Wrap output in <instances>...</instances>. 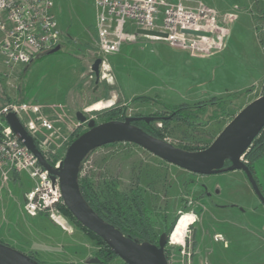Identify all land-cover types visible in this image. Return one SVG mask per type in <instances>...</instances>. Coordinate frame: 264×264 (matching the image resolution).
<instances>
[{
    "label": "rangeland",
    "instance_id": "obj_1",
    "mask_svg": "<svg viewBox=\"0 0 264 264\" xmlns=\"http://www.w3.org/2000/svg\"><path fill=\"white\" fill-rule=\"evenodd\" d=\"M51 1L60 51L12 68L0 56V107L23 103L40 107L52 130L40 134L39 144L48 160L56 157L55 164L73 136L87 130L76 120L77 112L100 124L105 120L103 111L112 108L125 117L150 118L173 107L221 101L198 114L208 120L206 127L192 129L179 122L164 133V141L175 147L200 148L211 144L240 110L264 92V0H167L173 7L212 11L213 41L135 37L123 40L109 55L99 49L93 0ZM124 34L134 35L130 26ZM97 58L105 62L106 71H101L105 78L96 86L90 67ZM106 102L111 105L89 109ZM154 126L162 129L160 122ZM253 168L264 192V154ZM81 177L101 200H111L113 186L127 196L139 188L157 233L160 214L167 225L175 219L172 232L180 221L184 230L192 222L184 242L176 244L180 246L168 244L169 264L264 260V207L240 171L195 175L137 146L118 144L90 153ZM33 187L25 174L14 171L0 182V242L46 264L100 261L99 246L61 208L62 225L45 214H26L24 194ZM106 264L124 263L116 257Z\"/></svg>",
    "mask_w": 264,
    "mask_h": 264
},
{
    "label": "built area",
    "instance_id": "obj_2",
    "mask_svg": "<svg viewBox=\"0 0 264 264\" xmlns=\"http://www.w3.org/2000/svg\"><path fill=\"white\" fill-rule=\"evenodd\" d=\"M93 4L96 37L99 49L105 55L116 52L123 40L130 41L135 37L213 41L214 13L202 7H173L167 0H93ZM52 9L51 0H0V56L7 68L27 66L59 45L61 35ZM127 26L132 28L133 36L124 34ZM137 30L166 34L167 38L141 36ZM182 30L203 32L210 37L190 36ZM101 71H106L103 60L100 65V79H103L105 76H101ZM40 111L39 106L26 103L0 107V182L8 180L12 171L25 174L34 182L33 189L24 194L26 214L30 217L45 214L62 225L59 209L64 204L58 182L52 183L49 174L5 122V116L13 113L42 152L38 137L49 133L52 126ZM61 161L58 160L53 168H58Z\"/></svg>",
    "mask_w": 264,
    "mask_h": 264
},
{
    "label": "water",
    "instance_id": "obj_3",
    "mask_svg": "<svg viewBox=\"0 0 264 264\" xmlns=\"http://www.w3.org/2000/svg\"><path fill=\"white\" fill-rule=\"evenodd\" d=\"M136 33L141 36L167 38L166 34L152 31L137 30ZM182 33L195 37H210L207 33L191 30H182ZM60 48L61 46L57 45L44 55L55 54ZM100 65L101 59L97 58L90 67L96 84L100 79ZM75 118L79 123H85L87 130L68 146L58 168H53L45 160L35 140L25 131L13 113L5 116V122L18 140L37 159L40 167L49 174L52 183L58 182L63 204L72 217L82 227L98 236L124 264H169L165 257V247L170 237L162 233L157 245L132 240L97 216L88 206L80 192L79 171L84 159L98 148L119 143L131 144L169 165L200 176L240 171L264 207V195L252 173L241 160L264 128V94L240 110L207 148L195 152L184 151L156 139L132 124L139 120L149 122L153 118L126 117L123 121L100 124L88 120L80 112L75 114ZM226 162L230 163V167L225 168ZM215 193L218 194V191ZM206 195L210 197L209 193ZM99 263L97 258L89 259L87 262V264ZM0 264L37 263L26 254L0 243Z\"/></svg>",
    "mask_w": 264,
    "mask_h": 264
},
{
    "label": "trees",
    "instance_id": "obj_4",
    "mask_svg": "<svg viewBox=\"0 0 264 264\" xmlns=\"http://www.w3.org/2000/svg\"><path fill=\"white\" fill-rule=\"evenodd\" d=\"M95 85L97 86L98 83ZM264 92L262 93V95ZM142 98H139L140 100ZM221 101H214L209 103H202L195 106H178L169 109L165 114L158 116L154 114L152 120L149 122L141 121L132 123L137 128L141 129L148 135L160 139H164V133L170 128L172 123H179L182 122L189 128H196V127H206L208 125V120H204L200 117V113H204V111L209 106L220 105ZM102 117L105 119L104 122L109 121H123L126 117L121 114L118 108H112L109 110H105L102 113ZM155 122H160L162 125V129L156 128L154 126ZM76 134L73 138L69 141L68 146L81 135ZM121 144V143H119ZM118 144H112L109 146H115ZM131 145V144H125ZM210 145V144H209ZM208 144L204 147L200 148H191V147H177L184 151L195 152L200 151L209 146ZM38 146V145H37ZM108 146V145H107ZM134 146V145H133ZM39 148V147H38ZM40 150V148H39ZM43 153V152H42ZM93 153V151L91 152ZM264 154V128L259 133V135L254 139L251 146L244 154V159L246 161V166L252 173L254 179L256 180L261 192L264 195L257 179L254 175V168L253 165L256 161H258ZM45 160L51 165H55L56 157L50 161L47 159L46 155L43 153ZM89 156V155H88ZM88 156L84 159L80 166L79 171V188L81 195L88 206L94 211V213L102 218L105 222L112 225L114 228L118 229L124 236L131 238L132 240H136L139 242H146L150 244L157 245L158 239L162 233H166L168 236L172 232L175 219H173L168 225L165 224V216L164 214H160L157 217V220L160 222V233H157L154 229L153 225V214L148 211L145 202L141 195V190L139 188H135L131 190L130 195L123 194L118 188L112 187L109 189V194L111 196V200H101L96 191L93 189L92 185L86 178L81 177V169L83 163L86 161ZM63 158H58V160H62ZM57 160V161H58ZM230 167V163H225V168ZM63 214L73 220L86 234L90 236L91 239L95 241L97 246H99V250L97 252V257L100 259L99 264H106L109 260L116 258V255L106 246V244L95 234L88 231L84 227H82L70 214V212L66 209L63 205L60 207ZM169 241H167L165 247V257H167L166 248L168 246ZM1 243V242H0ZM3 244V243H2ZM31 258V260L35 261L37 264H46L43 262L37 261L34 256L27 255Z\"/></svg>",
    "mask_w": 264,
    "mask_h": 264
},
{
    "label": "bare ground",
    "instance_id": "obj_5",
    "mask_svg": "<svg viewBox=\"0 0 264 264\" xmlns=\"http://www.w3.org/2000/svg\"><path fill=\"white\" fill-rule=\"evenodd\" d=\"M110 105H111V102H106L105 104L98 103L89 109L90 110H100V109L109 107ZM183 234H184V228H183L182 222L180 221L171 234L170 243L173 245H176L178 243L183 242V240H182Z\"/></svg>",
    "mask_w": 264,
    "mask_h": 264
},
{
    "label": "flooded vegetation",
    "instance_id": "obj_6",
    "mask_svg": "<svg viewBox=\"0 0 264 264\" xmlns=\"http://www.w3.org/2000/svg\"><path fill=\"white\" fill-rule=\"evenodd\" d=\"M91 112H93V111H91ZM142 120H139V121H135V122H133V123H136V122H141ZM206 197H207V195H206ZM208 199L210 198V197H207ZM178 223V222H177ZM192 222H189V223H187L186 225H185V230H184V234H183V242H184V237H185V232H186V230H187V228L189 227V226H191L192 224H191ZM171 237V236H170ZM169 244L170 245H172V246H180V245H173V244H171L170 243V238H169ZM183 244V243H182ZM181 244V245H182Z\"/></svg>",
    "mask_w": 264,
    "mask_h": 264
},
{
    "label": "crops",
    "instance_id": "obj_7",
    "mask_svg": "<svg viewBox=\"0 0 264 264\" xmlns=\"http://www.w3.org/2000/svg\"><path fill=\"white\" fill-rule=\"evenodd\" d=\"M260 263H261V264H264V260H260Z\"/></svg>",
    "mask_w": 264,
    "mask_h": 264
}]
</instances>
